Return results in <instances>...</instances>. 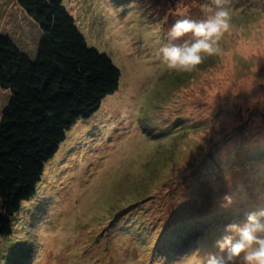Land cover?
Masks as SVG:
<instances>
[{"label": "rangeland", "instance_id": "374dc122", "mask_svg": "<svg viewBox=\"0 0 264 264\" xmlns=\"http://www.w3.org/2000/svg\"><path fill=\"white\" fill-rule=\"evenodd\" d=\"M206 2L63 0L119 86L66 133L33 198L10 204L0 183V264H202L226 234L209 233L218 220L242 225L264 208V0H231L223 54L195 71L157 56L184 10L200 19ZM0 35L29 58L43 37L15 0H0ZM196 223L206 233L186 246Z\"/></svg>", "mask_w": 264, "mask_h": 264}, {"label": "trees", "instance_id": "16d2710c", "mask_svg": "<svg viewBox=\"0 0 264 264\" xmlns=\"http://www.w3.org/2000/svg\"><path fill=\"white\" fill-rule=\"evenodd\" d=\"M15 3L43 36L29 58L0 35V89L10 94L0 118V183L6 201L19 205L34 197L45 164L71 127L91 118L117 91L120 71L106 54L88 47L63 0ZM221 223L226 227L220 219L209 233L225 231L217 230ZM195 225L182 228L186 246L206 233ZM9 233L0 218V236Z\"/></svg>", "mask_w": 264, "mask_h": 264}, {"label": "clouds", "instance_id": "9594fccd", "mask_svg": "<svg viewBox=\"0 0 264 264\" xmlns=\"http://www.w3.org/2000/svg\"><path fill=\"white\" fill-rule=\"evenodd\" d=\"M230 4L231 0H209L200 5V19L191 18L185 9L171 25L168 42L158 49L161 64L171 71L191 73L206 57L222 55L220 42L234 27ZM223 201L225 206L232 203L228 195ZM225 233L216 241L218 254L210 253L202 264H264V208L247 213L242 225H227Z\"/></svg>", "mask_w": 264, "mask_h": 264}, {"label": "crops", "instance_id": "0c3cea01", "mask_svg": "<svg viewBox=\"0 0 264 264\" xmlns=\"http://www.w3.org/2000/svg\"><path fill=\"white\" fill-rule=\"evenodd\" d=\"M9 100H10V96H9ZM9 100H8L7 104L5 105V107L8 105V103H9ZM5 107H4V108H5Z\"/></svg>", "mask_w": 264, "mask_h": 264}, {"label": "bare ground", "instance_id": "6f19581e", "mask_svg": "<svg viewBox=\"0 0 264 264\" xmlns=\"http://www.w3.org/2000/svg\"><path fill=\"white\" fill-rule=\"evenodd\" d=\"M124 99V98H123Z\"/></svg>", "mask_w": 264, "mask_h": 264}]
</instances>
